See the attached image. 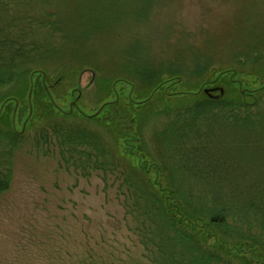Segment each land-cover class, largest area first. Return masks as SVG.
<instances>
[{
  "label": "rangeland",
  "instance_id": "374dc122",
  "mask_svg": "<svg viewBox=\"0 0 264 264\" xmlns=\"http://www.w3.org/2000/svg\"><path fill=\"white\" fill-rule=\"evenodd\" d=\"M28 1L26 24L40 49L27 74L0 88L9 179L0 192V264H151L124 217L128 188L115 181L142 179L170 204L156 166L157 128L191 114L203 133L206 116L230 123L242 106L260 102L264 109V0ZM205 89H222V99L185 95ZM15 98L13 127L15 105L4 104ZM73 102L78 110L66 116ZM216 123L218 135L236 131ZM242 136L217 151L231 166L220 171L231 180L229 191L258 189L264 176V140ZM75 146L83 154L62 149ZM96 159L113 160L116 169H95ZM72 161L78 166H67ZM213 244L202 247L212 251Z\"/></svg>",
  "mask_w": 264,
  "mask_h": 264
},
{
  "label": "trees",
  "instance_id": "16d2710c",
  "mask_svg": "<svg viewBox=\"0 0 264 264\" xmlns=\"http://www.w3.org/2000/svg\"><path fill=\"white\" fill-rule=\"evenodd\" d=\"M30 3L28 0H0V88L27 74L30 71L27 63L39 52L40 47L31 37L29 25L26 24L28 18L24 15ZM50 25L55 26L54 31L61 32L56 29L59 27L56 21ZM240 64L238 60L233 63ZM37 73L46 76L45 73ZM41 92V89L36 90L38 95ZM200 94L210 102L222 99H211L203 91L185 93L195 97ZM12 102L15 105L18 100L8 99L4 107ZM261 106L259 102L249 108L240 107V112H243L238 111L230 123L222 115L206 116L204 122L207 129L203 133L196 129V117L191 114L177 117L157 128L154 134L159 156L156 166L170 191V204L163 195L151 192L149 184L142 179L135 178L128 186V180L121 181L122 178L117 177L115 182L119 183L118 188H128L121 193L127 203L124 217L133 224L131 230L145 246L151 264H226L220 257L222 253L240 264H264V176L254 184L261 186L258 189L229 191L225 187L230 188L231 180L227 174L221 175L220 171H228L231 166L223 165V160L217 157L218 149L225 141H231L232 137L234 143H238L242 135L245 138L261 136L264 140V109ZM108 107L106 105V109ZM75 109L78 110L77 106ZM66 114L70 116L72 112ZM79 114L83 115L81 112ZM99 116L83 115L88 121H99ZM217 120L220 123H216ZM215 123L227 125L228 128L233 126L236 131L220 130L221 134L218 135L219 132L213 128ZM259 126L262 131L258 133L256 127ZM260 146H264V143ZM78 148L62 149L72 157L77 153L83 154L76 151ZM94 150L100 154L105 152L99 148V144ZM1 158L0 152V192L7 189L9 183L5 170H2L4 162ZM76 162L66 164L77 167L79 162ZM211 162L215 163L214 169ZM91 163L95 169H116L113 160L96 159ZM203 165L206 168L200 172ZM212 238V251L204 249L202 243ZM247 251L251 253L250 256Z\"/></svg>",
  "mask_w": 264,
  "mask_h": 264
},
{
  "label": "water",
  "instance_id": "95a60500",
  "mask_svg": "<svg viewBox=\"0 0 264 264\" xmlns=\"http://www.w3.org/2000/svg\"><path fill=\"white\" fill-rule=\"evenodd\" d=\"M43 76H44V74H43ZM219 92V95H217V96H213V93L214 92ZM203 93L204 94H206L208 97H210L211 99H219V98H221L222 96H223V90L222 89H214V90H209V89H205L204 91H203ZM31 95H32V86H31V88H30V91H29V95H28V100L30 101V98H31ZM71 105H73V104H71ZM16 108H17V102H16V104H15V110H14V113H13V127H14V119H15V113H16ZM72 106H70V113H71V111H72ZM0 113H1V111H0ZM30 115H31V108H30ZM29 115V116H30ZM26 125H27V121L24 123V125H23V127H22V130L18 133V134H23L24 133V131H25V128H26Z\"/></svg>",
  "mask_w": 264,
  "mask_h": 264
},
{
  "label": "flooded vegetation",
  "instance_id": "af4514ba",
  "mask_svg": "<svg viewBox=\"0 0 264 264\" xmlns=\"http://www.w3.org/2000/svg\"><path fill=\"white\" fill-rule=\"evenodd\" d=\"M71 104H73V105H70V106H72L71 109H74V108L77 106L76 102H73V103H71ZM71 112H72V111H71ZM69 113H70V111H69Z\"/></svg>",
  "mask_w": 264,
  "mask_h": 264
}]
</instances>
